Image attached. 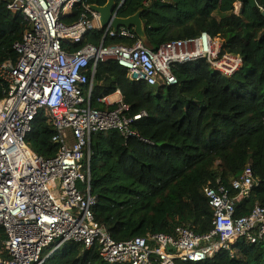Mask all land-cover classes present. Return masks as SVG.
Masks as SVG:
<instances>
[{
    "label": "trees",
    "instance_id": "1",
    "mask_svg": "<svg viewBox=\"0 0 264 264\" xmlns=\"http://www.w3.org/2000/svg\"><path fill=\"white\" fill-rule=\"evenodd\" d=\"M106 3L84 0L63 21L75 24L84 6ZM139 10H144L141 17L151 50L207 33L222 43L219 59L239 57L242 66L229 76L206 60L176 63L171 69L178 85L158 88L130 81L116 61L98 66L92 107L115 109L117 103L99 100L120 91L130 115L146 112L147 117L134 126L136 136L126 139L117 130L92 136L94 219L117 242L150 233L175 236L180 226L207 234L214 212L205 186H230L248 164L260 184L237 206L236 216H248L256 205L264 206V0H126L118 16L128 18ZM28 28L23 14L12 13L0 1V66L18 60L14 45ZM100 40L101 32L90 33L77 42L64 41L62 48L73 53ZM137 41L116 36L106 43L132 46ZM6 91L0 80V100ZM56 134L39 114L26 141L38 155L50 159L60 148L53 142ZM0 234L4 240L2 228ZM43 264L109 263L96 248L68 243ZM180 264H264V242L242 240L203 262Z\"/></svg>",
    "mask_w": 264,
    "mask_h": 264
},
{
    "label": "built area",
    "instance_id": "2",
    "mask_svg": "<svg viewBox=\"0 0 264 264\" xmlns=\"http://www.w3.org/2000/svg\"><path fill=\"white\" fill-rule=\"evenodd\" d=\"M12 13H21L29 28L14 49L19 57L0 66V80L7 85L0 100V264H43L68 243L85 250L96 248L109 264H180L203 262L230 251L245 240L264 242V206L238 218L237 206L248 199L260 181L248 164L230 186H205L213 209L212 229L198 235L180 226L176 235L147 234L117 242L93 215L96 198L91 193V139L94 134L117 130L124 138L136 136L134 126L146 112L130 115L122 99L113 110L93 108L95 74L100 64L116 61L130 81L150 88L177 86L172 73L176 63L206 60L225 75L242 66L239 57L224 55L222 43L207 33L178 40L153 51L141 40L128 45H108L110 38H137L129 29L103 28L102 17L89 5L72 25L63 19L84 0H0ZM101 32L99 44L77 52L62 48ZM77 33V35L74 34ZM231 69L225 73L217 67ZM120 94L121 92L118 91ZM108 97L99 102L108 104ZM39 114L56 129V156L45 159L33 151L26 138Z\"/></svg>",
    "mask_w": 264,
    "mask_h": 264
},
{
    "label": "water",
    "instance_id": "3",
    "mask_svg": "<svg viewBox=\"0 0 264 264\" xmlns=\"http://www.w3.org/2000/svg\"><path fill=\"white\" fill-rule=\"evenodd\" d=\"M125 1L126 0H107V3L103 6L91 5L90 7L93 11L101 15V25L103 28L111 27L114 32H118L120 28L133 30L137 38L141 40L146 47H149L141 17L144 10H139L136 14L128 18L118 16V11Z\"/></svg>",
    "mask_w": 264,
    "mask_h": 264
},
{
    "label": "crops",
    "instance_id": "4",
    "mask_svg": "<svg viewBox=\"0 0 264 264\" xmlns=\"http://www.w3.org/2000/svg\"><path fill=\"white\" fill-rule=\"evenodd\" d=\"M120 99H122V94L120 93H116V94H114V95H111V96H109L108 97V99H107V101H108V104L107 105H109V104H113V103H116L117 101H119Z\"/></svg>",
    "mask_w": 264,
    "mask_h": 264
},
{
    "label": "bare ground",
    "instance_id": "5",
    "mask_svg": "<svg viewBox=\"0 0 264 264\" xmlns=\"http://www.w3.org/2000/svg\"><path fill=\"white\" fill-rule=\"evenodd\" d=\"M73 34H74V33H73ZM74 35H77V33L74 34ZM222 63H223V62L217 63V67L221 68L225 73L230 72L231 69H226V68L222 67V65H223Z\"/></svg>",
    "mask_w": 264,
    "mask_h": 264
}]
</instances>
